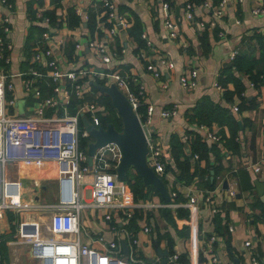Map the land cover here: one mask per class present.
<instances>
[{
    "label": "crops",
    "instance_id": "1",
    "mask_svg": "<svg viewBox=\"0 0 264 264\" xmlns=\"http://www.w3.org/2000/svg\"><path fill=\"white\" fill-rule=\"evenodd\" d=\"M110 1L125 23L117 24L113 34L108 33L111 24L106 20L105 10L97 0H58L56 3L52 0H5L10 5L9 9L0 2V37L10 44V48L4 52L9 61L7 64H0V71L8 75L5 82L11 84V88L4 92L5 99L14 101L13 105L5 106L4 113L17 117L30 115L44 99L40 98V94L35 96L31 89H25L22 84L28 77L26 72L29 68L37 65V70L45 71L42 63L31 62L35 47H49L62 71H98L108 68L134 78L143 91L140 113L144 116V106L147 104L154 107L148 129L151 141L160 147L163 166L165 161L172 170L164 172L163 169L160 174L166 182L161 179L169 200L164 201L158 194L149 201L133 202L127 185L123 181H116L133 204H140L131 208L140 209L142 213L141 218L135 222L137 229L130 232L124 227L126 221L120 217L124 214L123 209L112 210L107 222L104 220L105 209L89 206L92 176L90 172L85 173L74 186L78 202L84 203L78 212L80 242L100 250L101 246L96 241L99 237L105 242L115 237L109 229L113 221L117 223L119 243L121 239L125 240L128 253L129 239L125 234L135 237L137 242L132 246L134 256L146 264L160 261L156 247L165 251L166 255L176 253L187 264H252L251 257L255 259V264H264V218L260 216L259 209L253 206L254 201L261 200L264 195V69L257 87L252 86L245 73H232L244 89L240 96L245 98V102L239 111L236 107L240 103L237 95H232L229 104L223 99V91H233V82L227 81L225 85L218 82L225 67L233 70L232 60L235 55H245L251 59L259 56L260 51L254 37L264 30V15L255 16L250 12L258 0H223L221 16L215 19V26L211 29H201L196 25V20L207 19L211 13L199 4H193V21L187 22L184 19L182 4L185 0L164 1L167 5L165 10L162 8V0ZM77 5L86 14V20L90 12L94 14L96 27L91 33L86 28V20L74 12ZM68 9H72L79 19L75 26L67 24ZM37 12L48 21L37 18ZM49 12L54 15L52 23ZM1 15L7 17L6 23L1 22ZM166 17L178 26L177 35L173 39L167 37L163 26ZM134 20L138 21L139 39L144 41L143 47H137L128 33ZM116 21L115 18L113 22ZM3 26L7 28L5 32L2 31ZM218 31L223 33L222 37H218ZM142 35L149 41V45L145 44ZM92 38L105 45L109 56L108 64L100 63L95 49L87 45ZM69 46L71 51L68 50ZM159 55L171 62L172 67L161 69V74L153 78L145 66L148 62H155V57ZM154 67H158L156 63ZM190 69L197 70L196 78L194 86L187 89L179 84L178 77L186 76ZM37 79L39 78L32 85L36 89ZM216 83L220 86L219 89L214 87ZM65 85L69 91L68 96L61 100L56 109L45 110L46 115L73 114L69 111L71 85ZM131 87L133 88L132 85ZM87 90L88 85L85 84L83 92ZM50 96H53L52 92ZM203 96L213 104L227 107L232 114L237 127L234 145L224 146L221 141L204 140L201 131L196 130L194 124L186 122L184 114ZM234 106L236 110H233ZM172 107L176 111L174 116L163 118L156 113L160 109ZM77 109L78 107L75 112ZM86 114L90 116L87 111L80 113V121L81 117L86 118ZM203 126L215 131L220 139L224 137L225 141L230 140L226 126L217 123ZM186 130H196L202 138L200 141L207 147L216 144L219 149L217 161L209 151L200 159H189L192 163L197 161L198 170L213 166L219 168L214 186L205 191L206 195L194 185L196 174L188 183L176 177L178 171L171 158L169 139L171 134H176L183 144H190L192 136L186 134ZM183 136H186V140L182 139ZM179 160L182 161V157ZM254 165L259 167L257 172L252 170ZM193 170V164H189L187 173H192ZM209 173L212 174L211 169ZM6 176L20 183L23 207L18 211H5L0 220V262L19 264L22 260L29 261L33 258L30 256L29 245L16 238V226L22 221H36L39 224L47 222L52 207L46 206L56 204L58 183L55 167L48 161L9 162L6 165ZM243 177H247L252 183V190H240L239 180ZM254 181L262 185L260 193L257 192ZM223 182L225 188L222 187ZM229 189L233 190L232 195L228 193ZM191 196H194L195 202L186 206ZM204 196H209V203L203 201ZM145 204L153 206L146 207ZM211 206L216 209L213 213L210 212ZM163 208L170 211L171 221L159 214V210ZM177 209L184 210L186 215L178 216ZM216 212L222 220L227 219L224 235L217 234L213 229L212 216ZM143 227H148V231L143 233ZM210 236H213V240H209ZM245 241L249 242L247 246L244 245ZM169 248L171 252L168 251ZM211 256L216 257L218 263H212ZM37 264L41 263L38 261Z\"/></svg>",
    "mask_w": 264,
    "mask_h": 264
},
{
    "label": "built area",
    "instance_id": "2",
    "mask_svg": "<svg viewBox=\"0 0 264 264\" xmlns=\"http://www.w3.org/2000/svg\"><path fill=\"white\" fill-rule=\"evenodd\" d=\"M104 8L105 18L110 22L108 33L113 34L116 25H125L120 16L117 15L115 6L110 0H97ZM1 4L9 9L10 5L5 0H0ZM199 5L211 11L207 19L196 20L197 27L201 29H211L215 26V19L221 16V7L223 0L212 3L211 0H203ZM193 4L185 2L183 9V17L187 22L193 21L192 8ZM162 8L167 9V5L162 0ZM74 12L82 16L86 20V14L82 12L79 5L75 6ZM252 15H264V0H258L250 9ZM37 18L47 22L46 17H41L40 13H36ZM116 22H113L114 19ZM1 22L6 23L7 17L1 15ZM167 37L173 39L178 32L177 24L166 17L163 21ZM7 28L3 26L2 31ZM218 37H222L223 33L218 31ZM144 38V35H142ZM145 39V38H144ZM145 44L149 45V41L145 39ZM87 45L96 51L97 59L100 63L106 65L109 63V56L106 53V47L103 43L98 42L96 38L88 40ZM77 46V45H76ZM10 48V44L0 37V60L8 63V57L4 52ZM233 54H231V57ZM32 63H42L45 71L29 68L26 72L28 75L22 81L25 89H31L35 96H39V91L33 87L36 78H47L51 85L53 96L42 99L33 109V113L26 116H12L4 113L6 105H13V99L6 100L4 92L11 88L9 82H5L8 75L0 71V220L4 216L5 211H18L23 207L20 200V183L17 180L10 179L6 176V165L9 162H18L22 160L28 161H48L55 167V176L58 183V200L56 204L46 207H52V211L45 224H39L36 221L18 222L16 226L15 236L20 242L29 245L30 256L37 259L41 264H146L139 258L134 256V246L137 242L135 237L129 234L125 236L129 239L128 253L124 255L121 251L119 237L114 225H109V229L114 233V239L103 241L100 237L96 240L99 242L101 249L97 250L89 247L87 244L81 243L79 240V209L84 203H79L75 184L81 177L90 172V202L89 206L94 208L105 209L104 220H110V212L115 209H123L126 217L130 216L131 208L140 206L133 204L128 199V194H124L123 190L116 184L114 173L109 172L110 168H114L118 158L119 150L114 143H107L99 147L92 156L91 167L86 164L85 151L78 148V138L87 136L86 132L78 130V118L81 112L90 113L91 123L98 125V119L95 116L97 106L94 103H84L80 105L73 114L46 115L45 110L56 109L63 98L68 96L66 83H70L74 95L80 96L83 93L82 86L75 83L78 78L91 74L104 78L105 83H113L126 97L135 111L142 105V87L137 84L134 78L122 75L118 70H110L108 68L99 69L98 71H88L86 69L77 70H60L57 61L52 55L49 47L38 48L31 54ZM155 63L158 67H154ZM172 64L163 56L155 57V62H148L145 66L153 78H157L163 68H171ZM196 69H190L188 74L178 77L179 84L189 89L195 84ZM134 86V88L131 87ZM214 87L219 89L216 83ZM145 114L140 120L141 127L145 134L148 146L146 155L147 163L152 167L153 171L160 175L163 171V162L161 160V150L158 144L151 141L148 129L149 120L154 113V107L147 104ZM236 110V107H233ZM160 117L167 118L174 116L176 111L172 107L170 109H160L156 112ZM139 118V117H138ZM196 130L201 131V136L209 142H218L220 136L213 130L203 126H196ZM182 139L186 140V136ZM193 158H197L194 154ZM254 172L259 167H252ZM230 195L233 190H228ZM174 195V193H172ZM205 203L210 202L209 196H204ZM195 202L194 196L189 197L186 206H190ZM151 207L153 204H145ZM216 209L211 206L210 212ZM231 228L229 227V230ZM148 231V227H143L142 232ZM59 236V237H58ZM68 236V237H63ZM71 236V237H69ZM209 240H213L210 236ZM248 241L244 242L247 246ZM212 263H218L216 257L211 256ZM252 264L255 259L251 257ZM152 264H159L158 261ZM164 264H187L178 261L176 253L165 256ZM225 264H231L226 262Z\"/></svg>",
    "mask_w": 264,
    "mask_h": 264
},
{
    "label": "trees",
    "instance_id": "3",
    "mask_svg": "<svg viewBox=\"0 0 264 264\" xmlns=\"http://www.w3.org/2000/svg\"><path fill=\"white\" fill-rule=\"evenodd\" d=\"M53 2H57L58 0H52ZM167 1V0H164ZM203 0H185L182 4L184 6L185 2H190L192 4H200ZM212 3H216V0H211ZM50 16L51 23L54 22V15L52 12L48 13ZM78 17L73 13L72 9H68L67 11V24L69 26H75L78 24ZM95 21H94V14L90 12L87 15L86 20V28L88 29L89 33L95 30ZM1 27V26H0ZM139 24L137 20H134L133 25L130 27L128 33L134 39L137 44V47H143L144 41L139 39ZM1 36V32H0ZM255 41L258 44L259 48V56L256 59H251L245 55H235L232 60V68L225 67L223 71H221L218 82L221 85H225L227 81L233 82L234 89L232 92L223 91V99L226 103L231 102L232 95H237L239 97L240 103H238L237 110L239 111L245 102V98L241 95V92L244 90L243 85L240 83L239 79L235 77L232 73L235 72H243L248 76V79L252 86L257 87L260 83V77L262 71L264 69V30L261 34H256L254 37ZM68 50L71 51L72 48L69 46ZM1 61V60H0ZM2 61L0 62V64ZM37 65H35V68ZM130 79V78H129ZM90 81H95L96 83L102 85L105 83L104 78L99 76H90L86 74L85 76L78 78L75 83L79 84V86L88 85V90L83 92L80 96L74 95L73 91L71 92V99L69 103V111L71 113L75 112V108L83 105L84 103H94L97 106V110L95 111V116L98 119V125L104 126L106 123H111L113 127L117 130L120 128V120L116 115L115 111L110 107L109 99L106 95L98 92L92 85L89 84ZM218 84V83H217ZM36 86L39 90L40 98H45L46 96H50L51 94V85L47 79H37ZM134 88V86H133ZM135 112L140 120L143 119V115L141 112L140 107L135 109ZM85 117L90 121L91 118L88 114ZM186 122L188 124H194L195 126L203 124V125H210L211 123H217L218 125H224L227 127L229 131V139L224 140V137L219 140L222 145L230 146L231 144L234 145V137L236 136V123L235 119L233 118L230 111L227 107L219 106L217 104H213L207 97L203 96L198 99L195 105L184 114ZM78 130L79 132L82 131V123L79 118L78 122ZM186 134L192 136L190 144L181 142L179 137L176 134H171L169 139V148L172 161L174 163L175 169L178 171L176 174L177 179H182L185 183H188L192 180L194 174H196V182H194L195 187H198L201 191L204 192L203 195L207 193L205 191H209L213 188L215 183L216 175L219 172L218 166H213L211 168H206L203 170H198L199 168L196 166L197 161L189 162V159L193 157L194 154L197 155V158L200 159L201 157L205 156L206 152L209 151L212 153L214 160L217 161L219 158V149L216 144L207 147L204 142L200 141L202 138L196 130H186ZM234 141V142H233ZM88 142V136H80L78 138V148L80 150L85 151L86 144ZM182 157V161L179 158ZM164 161V172L172 171L169 167V164ZM189 164H193V172L187 173V167ZM210 169L212 170V174H210ZM109 172L113 173V168L109 169ZM164 183L165 180L163 175L159 176ZM123 181L130 193L131 199L133 202H145L151 200L153 196H158L157 190L151 184H143L141 178L132 170L128 169L125 171ZM239 188L240 190H252L253 185L247 179V177H243L239 180ZM161 201V199H160ZM253 206L259 209L260 216L264 218V195L261 200L256 199L253 203ZM141 210L134 208L131 210L130 216L126 217L124 214L120 215V217L126 221L124 227L127 231L135 232L137 226L135 222L137 219L141 218ZM159 214L162 215L166 220L171 221V214L168 209H160ZM176 214L178 216H185L186 212L182 209H177ZM253 218H256L253 216ZM260 217H257L259 219ZM212 221L214 224V231L219 235L226 234V220H222V218L216 212L212 216ZM111 222V221H110ZM111 225L117 227V223L111 222ZM124 228V229H125ZM171 252L170 248L168 249ZM172 254V253H169ZM179 262H183L184 260L179 256Z\"/></svg>",
    "mask_w": 264,
    "mask_h": 264
},
{
    "label": "water",
    "instance_id": "4",
    "mask_svg": "<svg viewBox=\"0 0 264 264\" xmlns=\"http://www.w3.org/2000/svg\"><path fill=\"white\" fill-rule=\"evenodd\" d=\"M89 84L108 97L110 107L120 120V128L119 130L115 129L109 122L104 126H94L86 118L81 117L83 129L89 137L85 147L88 168L91 167L92 156L99 147L107 143H114L119 150V158L113 168L115 180L121 181L125 171L132 169L141 178L143 184L154 186L159 196L164 201H168L169 196L164 183L147 163V140L139 118L129 101L111 82L100 85L95 81H90ZM254 185L257 192L260 193L262 185L257 181H254ZM222 187L225 188V182L222 183ZM120 246L122 253L125 255L127 244L124 239L120 240ZM155 249L157 255L161 257L159 264H164L166 252L157 247Z\"/></svg>",
    "mask_w": 264,
    "mask_h": 264
},
{
    "label": "rangeland",
    "instance_id": "5",
    "mask_svg": "<svg viewBox=\"0 0 264 264\" xmlns=\"http://www.w3.org/2000/svg\"><path fill=\"white\" fill-rule=\"evenodd\" d=\"M38 260L37 259H31L28 261V259L22 260L19 264H37ZM1 264V262H0Z\"/></svg>",
    "mask_w": 264,
    "mask_h": 264
}]
</instances>
